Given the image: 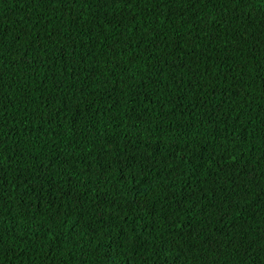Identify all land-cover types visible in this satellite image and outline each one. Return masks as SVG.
<instances>
[{"label": "trees", "instance_id": "1", "mask_svg": "<svg viewBox=\"0 0 264 264\" xmlns=\"http://www.w3.org/2000/svg\"><path fill=\"white\" fill-rule=\"evenodd\" d=\"M0 264H264V0H0Z\"/></svg>", "mask_w": 264, "mask_h": 264}]
</instances>
